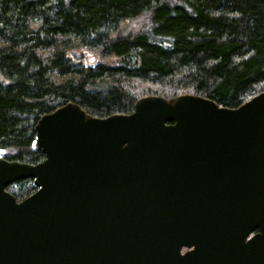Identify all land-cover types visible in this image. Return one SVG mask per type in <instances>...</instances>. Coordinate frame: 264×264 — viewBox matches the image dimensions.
<instances>
[{"label": "water", "instance_id": "obj_1", "mask_svg": "<svg viewBox=\"0 0 264 264\" xmlns=\"http://www.w3.org/2000/svg\"><path fill=\"white\" fill-rule=\"evenodd\" d=\"M35 133L43 161L0 157V264H264V91L103 118L70 102Z\"/></svg>", "mask_w": 264, "mask_h": 264}, {"label": "trees", "instance_id": "obj_2", "mask_svg": "<svg viewBox=\"0 0 264 264\" xmlns=\"http://www.w3.org/2000/svg\"><path fill=\"white\" fill-rule=\"evenodd\" d=\"M262 91L264 0H0L7 160L43 161L35 125L70 102L103 118L148 96L192 94L232 109ZM7 190L20 201L36 188L23 179Z\"/></svg>", "mask_w": 264, "mask_h": 264}, {"label": "flooded vegetation", "instance_id": "obj_3", "mask_svg": "<svg viewBox=\"0 0 264 264\" xmlns=\"http://www.w3.org/2000/svg\"><path fill=\"white\" fill-rule=\"evenodd\" d=\"M187 250H189V249L186 248V247H184V248L182 249V252L184 253V252H186Z\"/></svg>", "mask_w": 264, "mask_h": 264}, {"label": "rangeland", "instance_id": "obj_4", "mask_svg": "<svg viewBox=\"0 0 264 264\" xmlns=\"http://www.w3.org/2000/svg\"><path fill=\"white\" fill-rule=\"evenodd\" d=\"M103 60H104V61H109L110 59H106V58H104Z\"/></svg>", "mask_w": 264, "mask_h": 264}]
</instances>
